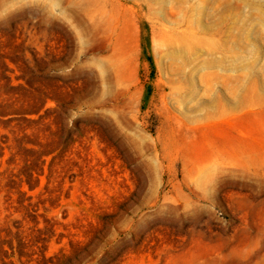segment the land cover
<instances>
[{
  "label": "rangeland",
  "instance_id": "374dc122",
  "mask_svg": "<svg viewBox=\"0 0 264 264\" xmlns=\"http://www.w3.org/2000/svg\"><path fill=\"white\" fill-rule=\"evenodd\" d=\"M0 264H264V0H0Z\"/></svg>",
  "mask_w": 264,
  "mask_h": 264
}]
</instances>
